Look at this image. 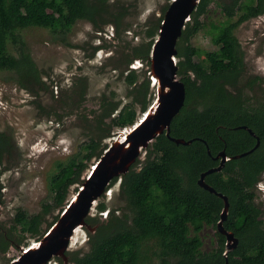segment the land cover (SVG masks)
Returning a JSON list of instances; mask_svg holds the SVG:
<instances>
[{
  "label": "trees",
  "instance_id": "1",
  "mask_svg": "<svg viewBox=\"0 0 264 264\" xmlns=\"http://www.w3.org/2000/svg\"><path fill=\"white\" fill-rule=\"evenodd\" d=\"M213 2L225 18L212 24L215 31L211 40L216 48L206 50L192 45L190 38L205 26L199 17L209 12ZM109 7L107 0H0V69L15 70L19 76L40 81L21 34L30 26L67 32L78 19H88L95 27L113 22L114 38L120 37L124 10L115 13ZM263 13L264 0H200L177 44L178 74L186 85V100L172 119L170 131L173 137L193 140L178 144L162 133L152 141L148 146L151 157L137 169L138 158L121 177V193L132 212L130 221L127 217L110 219L111 231L103 223L90 234L86 253L76 256L69 251L73 264H146L142 261V248L150 239L158 243L160 264H224L226 258L228 264H264V213L255 202V188L264 173V97L253 103L244 96L242 88H237L243 72V51L236 35L239 24ZM163 16L148 28L150 39L146 43L123 52L124 64L128 66L140 58L150 66L152 46ZM126 79L134 84L138 80L136 71L129 70ZM149 79L147 74L137 86L133 100L121 108L119 101L101 98L100 109L94 111L93 118L96 137H91L77 155L60 162L49 177L55 206H64L70 187L83 180L80 176L86 166L84 160L93 155L100 157L108 147L102 146L101 141L112 135L115 127L123 129L137 121L136 103L142 104L144 112L148 110L152 104ZM241 125L250 127L261 142L252 152L232 158L252 149L257 142L256 136ZM5 138L0 131V144L6 142ZM223 149L230 158L221 171L209 173L206 181L229 198L224 226L234 231L239 243L227 256L226 237L218 230L217 245L203 249L201 230L206 225L217 228L224 201L197 183L201 172L219 164L215 155ZM118 179L115 177L110 185ZM105 207L104 202L98 205L100 210ZM48 208L45 204L44 211ZM86 220L96 223L93 216ZM42 223V213L18 210L12 226L18 239L13 241V235L2 234L0 247L16 246L26 234L39 235Z\"/></svg>",
  "mask_w": 264,
  "mask_h": 264
},
{
  "label": "rangeland",
  "instance_id": "2",
  "mask_svg": "<svg viewBox=\"0 0 264 264\" xmlns=\"http://www.w3.org/2000/svg\"><path fill=\"white\" fill-rule=\"evenodd\" d=\"M171 1L107 0L110 11L118 13L124 10L121 36L117 38L113 35V22L95 27L88 19H78L67 32L41 26H30L21 31L30 57L37 66L40 81L19 76L15 70L0 69V131L6 135V142L0 144V233L13 235V241L18 239V233L12 226L20 209L29 214L42 213L43 223L39 235L26 234L16 246L0 247V264H7L18 257L22 248L36 242L59 218L81 187V181L74 183L64 206H55L49 177L60 162L77 155L91 137H96L94 111L100 109L102 97L119 101V108L133 100L139 90L137 86L148 74L150 66L142 60H134V64L127 66L123 62V52H130L133 46L150 39L148 28L164 14V8ZM199 18L205 26L190 38V43L206 50L216 48L211 40L215 31L212 24L224 19V15L213 2L209 12ZM236 35L243 51V72L237 88L243 89L249 101L258 103L264 97V13L239 24ZM9 48L17 55L12 44ZM179 59L177 57V61ZM131 69L138 75L134 84H129L126 79ZM149 78L152 103L157 90L150 74ZM136 108L139 119L145 113L140 102L136 103ZM120 129L115 127L112 135L104 138L101 145L109 146ZM151 155L150 148L145 150L135 168H141ZM98 159V155H93L84 160L86 166L81 179L88 175ZM255 193V202L264 213V173ZM101 202L106 204L104 210L98 208ZM45 204L49 208L44 211ZM91 216L96 218V223H90L95 229L91 231L88 227L79 226L71 240L69 251L76 256L89 250L90 234H94L103 223L108 224V231H111L110 219L127 217L130 221L132 212L121 193V178L109 185L96 201ZM216 230L211 225L201 230L204 250L217 245ZM158 252L155 239L145 241L142 261L160 264ZM46 264L64 262L53 257ZM69 264H73L71 255Z\"/></svg>",
  "mask_w": 264,
  "mask_h": 264
},
{
  "label": "water",
  "instance_id": "3",
  "mask_svg": "<svg viewBox=\"0 0 264 264\" xmlns=\"http://www.w3.org/2000/svg\"><path fill=\"white\" fill-rule=\"evenodd\" d=\"M200 0H172L160 23L158 35L153 43L150 56L149 74L156 86V97L143 117L128 128L121 129L110 145L103 151L97 162L91 166L88 175L81 181L82 185L64 207L59 218L51 227L28 248H22L18 257L8 264H46L54 256L62 258L69 264L67 251L79 226L92 230L86 218L96 201L106 192L108 185L115 178H121L137 161L148 146L162 133H166L176 143L189 144L193 139L173 137L170 135L172 119L179 113L186 100L185 82L178 77L177 44L187 21ZM239 127L248 129L257 138L255 146L232 156L238 158L252 152L260 145V137L247 125ZM208 152L211 153L208 148ZM216 159L218 165L201 172L197 183L208 191L217 194L224 201V207L217 222V230L226 237L225 252L234 250L239 238L234 231L225 228L224 221L229 213V198L206 181V176L221 171L230 158L221 150ZM226 258L224 264H228Z\"/></svg>",
  "mask_w": 264,
  "mask_h": 264
},
{
  "label": "flooded vegetation",
  "instance_id": "4",
  "mask_svg": "<svg viewBox=\"0 0 264 264\" xmlns=\"http://www.w3.org/2000/svg\"><path fill=\"white\" fill-rule=\"evenodd\" d=\"M113 25H114V24H113ZM113 28H114V30H115V25H114ZM113 35H114V37H115L116 33H113ZM157 35H158V33H157ZM155 39H156V38H155ZM150 56H151V54H150ZM135 60H136V61H137V60H138V61H139V60L141 61L140 58H137V59H135ZM133 61H134V60H133ZM133 61H132L130 64H134L135 62H133ZM150 64H151V63H150ZM127 68H128V67H127ZM133 68H136V67H133ZM149 70H150V68H149ZM148 74H149V72H148ZM144 113H145V112H144ZM114 114H115V113H113L112 115H114ZM137 120H138V119H137ZM125 128H128V127H125ZM125 128H123V129H125ZM120 130H121V129H120ZM120 130H119V131H120ZM119 131H118V132H119ZM117 135H118V133H117ZM117 135H116V136H117ZM114 138H115V137H114ZM114 138H113V139H114ZM111 142H112V141H111ZM109 145H110V144H109ZM110 183H111V182H110ZM109 185H110V184H109ZM109 185H108V186H109ZM88 217H89V216H88ZM85 227H86V226H85ZM78 229H79V228H77L76 230H78ZM76 232H77V231H76ZM2 234H5V233H4V232H1V233H0V236H1ZM12 246H13V245H12ZM30 246H31V245H30ZM28 247H29V245H28L27 247H24V248H28ZM67 254H69V250L67 251ZM54 257H58V256H54ZM58 258H60V257H58ZM60 259H62V258H60ZM12 260H13V259H12ZM12 260H11V261H12ZM11 261H10V262H11ZM8 263H9V262H8ZM8 263H7V264H8Z\"/></svg>",
  "mask_w": 264,
  "mask_h": 264
},
{
  "label": "bare ground",
  "instance_id": "5",
  "mask_svg": "<svg viewBox=\"0 0 264 264\" xmlns=\"http://www.w3.org/2000/svg\"><path fill=\"white\" fill-rule=\"evenodd\" d=\"M77 231V230H76Z\"/></svg>",
  "mask_w": 264,
  "mask_h": 264
}]
</instances>
